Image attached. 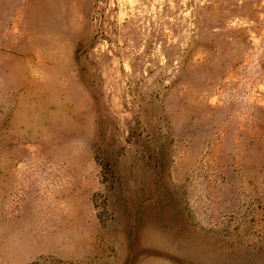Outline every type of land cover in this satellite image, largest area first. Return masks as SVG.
Wrapping results in <instances>:
<instances>
[{"label": "rangeland", "instance_id": "obj_1", "mask_svg": "<svg viewBox=\"0 0 264 264\" xmlns=\"http://www.w3.org/2000/svg\"><path fill=\"white\" fill-rule=\"evenodd\" d=\"M260 257L264 0H0V264Z\"/></svg>", "mask_w": 264, "mask_h": 264}, {"label": "bare ground", "instance_id": "obj_2", "mask_svg": "<svg viewBox=\"0 0 264 264\" xmlns=\"http://www.w3.org/2000/svg\"><path fill=\"white\" fill-rule=\"evenodd\" d=\"M119 252V251H118ZM189 256V255H188ZM242 258V257H241ZM254 259V258H253ZM253 259H244L240 262H236L234 264H264V258H258L256 260H253ZM194 263V262H193ZM140 264H169V263H166V262H160L158 260H155L153 258H149L147 260H145L144 262H141Z\"/></svg>", "mask_w": 264, "mask_h": 264}]
</instances>
